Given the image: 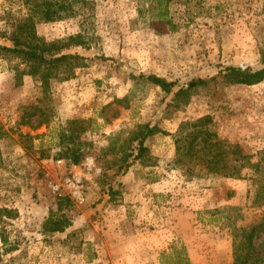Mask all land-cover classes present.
Instances as JSON below:
<instances>
[{
	"label": "rangeland",
	"instance_id": "rangeland-1",
	"mask_svg": "<svg viewBox=\"0 0 264 264\" xmlns=\"http://www.w3.org/2000/svg\"><path fill=\"white\" fill-rule=\"evenodd\" d=\"M155 7L89 0L62 19L33 14L38 37L81 56L46 82L0 51V264H234L243 229L264 217L247 166L264 149V79L222 77L264 66V0H169L165 18ZM28 15L23 0H0L1 45ZM142 125L153 130L134 160ZM74 173L82 201L54 188ZM51 212L69 218L63 231L44 232ZM253 244L248 264H264L263 230Z\"/></svg>",
	"mask_w": 264,
	"mask_h": 264
},
{
	"label": "trees",
	"instance_id": "trees-1",
	"mask_svg": "<svg viewBox=\"0 0 264 264\" xmlns=\"http://www.w3.org/2000/svg\"><path fill=\"white\" fill-rule=\"evenodd\" d=\"M27 9L30 11V15L25 17L16 26L15 33L11 37L12 46H6L0 44V51L9 53L22 59L28 66L31 72H39L40 78L43 82L47 81L49 76H60L58 71V62L66 61L70 65H74L76 60L81 59V56L77 53L62 54L60 52L61 45L59 41L49 42L38 37L34 30L32 21V15H39L43 21H54L62 19V17L75 14L76 11L83 10L89 3V0H23ZM168 1L169 0H156L155 17L165 18L168 17ZM139 14L142 16V10L138 9ZM80 33L70 35L68 37L73 43L81 45L82 40ZM259 61L264 65V49L259 51ZM226 73L222 75L227 80L233 83L241 84H254L264 79V66L258 69H252L250 66H229L226 67ZM147 78L159 86L163 91L169 92L171 90L172 82L166 79L150 74ZM193 82H191V85ZM177 96L181 93H185V89H179ZM148 125H142L141 131L135 137L137 140L135 150L132 158L134 160L142 158L146 151L144 141L146 137L152 132ZM212 144V143H211ZM212 145H209L211 147ZM214 150V149H213ZM77 159H75L76 161ZM131 162L126 163L123 167L124 173L130 168ZM249 166L254 172L258 173V178L255 179L256 191L254 200L256 202H264V149L259 155V159L254 163H249ZM108 199L112 201L114 196V189L110 186L107 189ZM68 200L67 197L60 199ZM62 202L59 203V205ZM1 210V209H0ZM7 214L10 210L3 208ZM1 217V216H0ZM69 224V218L64 213L51 212L50 215L44 220L42 228L44 232L63 231ZM264 231V217L248 228L243 229L242 239L235 245L234 249V264H248L254 256V244L253 239L260 231ZM4 244V242H3ZM6 244V242H5ZM5 252H11L16 249V245H4ZM179 264H188V261L184 258H179ZM4 264H9L6 261Z\"/></svg>",
	"mask_w": 264,
	"mask_h": 264
},
{
	"label": "built area",
	"instance_id": "built-area-1",
	"mask_svg": "<svg viewBox=\"0 0 264 264\" xmlns=\"http://www.w3.org/2000/svg\"><path fill=\"white\" fill-rule=\"evenodd\" d=\"M85 166L86 167H94V164L86 160L85 161ZM59 186H62L63 190L69 194L76 200V201H82L83 200V181L80 175L78 173H74L71 175V177L66 178L65 182L63 185H57L54 188L59 189Z\"/></svg>",
	"mask_w": 264,
	"mask_h": 264
}]
</instances>
